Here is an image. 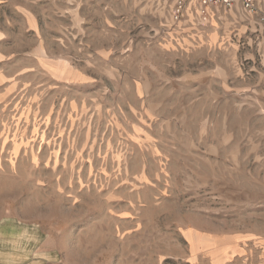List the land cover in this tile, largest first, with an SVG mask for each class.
<instances>
[{"label":"rangeland","instance_id":"rangeland-1","mask_svg":"<svg viewBox=\"0 0 264 264\" xmlns=\"http://www.w3.org/2000/svg\"><path fill=\"white\" fill-rule=\"evenodd\" d=\"M174 2L0 0V222L27 264H264V30Z\"/></svg>","mask_w":264,"mask_h":264},{"label":"crops","instance_id":"crops-1","mask_svg":"<svg viewBox=\"0 0 264 264\" xmlns=\"http://www.w3.org/2000/svg\"><path fill=\"white\" fill-rule=\"evenodd\" d=\"M258 7L262 13H264V0H256ZM191 9H196L195 3H192L189 7V11ZM197 10V9H196ZM240 7L237 5L232 9H229L228 13H238ZM221 12V9H213L212 14L215 12ZM197 13V11H196ZM227 12H225L226 14ZM211 14V16H212ZM224 14V15H225ZM226 18V17H224ZM255 31V26H254ZM257 33V32H255ZM261 31L257 33L255 36H262L264 42V36ZM34 232V230H33ZM30 228L29 231L26 228L21 226V223L13 218H6L0 222V264H27L26 261H22L21 252L22 244L28 240V244H31V240L33 237L31 236ZM28 235V237H27Z\"/></svg>","mask_w":264,"mask_h":264},{"label":"built area","instance_id":"built-area-1","mask_svg":"<svg viewBox=\"0 0 264 264\" xmlns=\"http://www.w3.org/2000/svg\"><path fill=\"white\" fill-rule=\"evenodd\" d=\"M172 18L179 22L186 17L189 7L195 3L198 18L202 23H207L213 9H232L240 5L246 14L258 20L264 30V13L258 7L256 0H174Z\"/></svg>","mask_w":264,"mask_h":264}]
</instances>
